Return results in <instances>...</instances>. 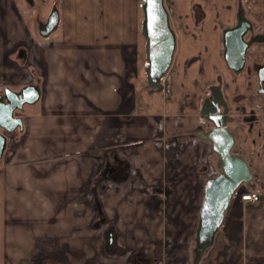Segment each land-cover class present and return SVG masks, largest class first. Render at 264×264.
Masks as SVG:
<instances>
[{
	"label": "crops",
	"instance_id": "crops-1",
	"mask_svg": "<svg viewBox=\"0 0 264 264\" xmlns=\"http://www.w3.org/2000/svg\"><path fill=\"white\" fill-rule=\"evenodd\" d=\"M141 1L58 0L60 32L51 36L56 29L44 38L36 33V6L27 0H0V82L18 90L33 75L41 84L40 98L26 107L24 133L0 167V264H34L35 257L29 259L28 250L19 249L21 230L22 236H37L38 227L44 239L61 235L76 202L75 191L89 173L84 159L104 170L122 163L116 175L126 169L130 175L123 186L108 189L104 201L107 214H120L138 238L136 248L116 264H142V259L134 263L132 254L143 248L158 259L156 264H190L205 182L213 175L206 164L216 160L211 142L195 139L190 132L203 122L201 83L214 78L211 64L216 61L207 66L204 77L199 63L191 65L190 60L203 49L205 39L193 41L179 33L173 65L160 92L162 104L135 110L137 81L147 77ZM167 1L179 13L190 8V0ZM234 1L226 0L231 7L222 14L227 25L234 22ZM246 5L256 29H264V0ZM215 43L218 46V36ZM249 56L262 59L264 44H256ZM223 71L231 97L250 95L246 101L256 102L250 94L254 82L249 88L245 73L233 79L228 68ZM258 101L264 106L262 98ZM241 145L256 153L264 171V139L249 135ZM69 157L75 162L72 169L61 165ZM55 161L58 166L51 165ZM240 191L201 264H264V196L259 204H250L241 200ZM178 243L181 260L171 263L166 255Z\"/></svg>",
	"mask_w": 264,
	"mask_h": 264
},
{
	"label": "flooded vegetation",
	"instance_id": "flooded-vegetation-1",
	"mask_svg": "<svg viewBox=\"0 0 264 264\" xmlns=\"http://www.w3.org/2000/svg\"><path fill=\"white\" fill-rule=\"evenodd\" d=\"M27 1L30 5H32V7L36 6L35 0H27ZM45 1L46 0H41L42 3ZM53 1L57 2L58 0H53ZM164 1H165L166 8L168 10L171 28L174 31L175 36H176V48H177L179 33L184 35L189 40L202 41L204 39V31H205V26L207 24V23L205 24V22L208 20L207 17L209 16V14L212 16L213 35L215 37V40H216V36L219 37V44L218 46L216 45L217 50H214L215 52L214 57L218 58L221 61L222 65L219 62H213V65L211 64V66H212L214 78L210 81L204 79L207 82L201 83L203 84L202 90L204 93L201 111L203 109V106L205 105V101L208 98H212L213 93L214 95L218 93L219 89L217 87H220L222 97L217 99L216 102L220 104V110H221L222 117L220 118L215 117L216 120L213 121V120L207 119L203 114H201V116L203 117L202 124L198 125L196 128L191 130L190 135L191 137L195 139L197 138L202 139L201 137L194 136L192 134L197 132L196 130L199 127H202L205 132H209L210 130L216 128L215 123H221L223 120H225L226 126L229 127L230 132H232L235 137V143L232 147V154L243 157L246 160L247 165L253 174V178L251 182L242 183L236 192H239L241 188L242 190L258 188L261 192L260 200L254 204H259L262 201V198L264 196V179H263L264 171L263 169H261V167L256 162V156H257L256 153L248 151L246 147H242L241 142L244 137L248 138L249 135L251 137L257 136V138L261 137L262 139H264V126H263L264 115L262 114L264 113V106L258 101L259 98H262L264 101V91L263 92L260 91L261 89L264 90V83L263 85L260 84V74L264 73V56L260 60L253 59L249 56V52L253 50L254 46L256 44H264V40L262 42H254L251 44V46H249L246 52L245 67L243 68L242 71L236 72L233 69L229 68L228 63L226 61V58H225L226 44H225L224 39H225V31L227 29L235 27L238 24L239 11L241 8H244L246 17L252 24V29L248 30V32L244 36L245 41L249 42L255 37H259L261 35L264 36V29H261V30L256 29L254 22L249 18L248 11H247V5H246L249 0H235L234 1L235 2L234 7L236 9V12L235 14H233L234 22L231 25H227L226 22L222 18L223 11L225 9H231V7H229V3H227L226 0H224L226 3L223 1L224 3L222 4H221V0H190L189 10L183 13H179L176 10L175 4H173V2H169L167 0H164ZM203 1L205 2V4ZM55 6L58 8L57 3H54V5H52L51 7L52 9L49 11V13L47 14L45 18H40V17L36 18L38 26L40 25V23L47 22L48 17ZM58 11H59V8H58ZM59 14H60V11H59ZM231 40H234V38H232ZM192 49L194 50L193 46L191 47V50ZM210 52H211L210 47L207 45V43H204L203 49L197 52L196 55L193 56L190 60L191 65L193 64V62L195 63V61L199 63L198 69L202 70L203 72L202 75L204 77L207 75V71L205 68V55L206 53H210ZM174 57H175V53H174ZM146 64H147V61H146ZM221 66L223 67V69L228 68L231 71V75L233 79L234 78L236 79L241 73H245L246 76L249 78V81L247 82V85L249 86V88H251L254 82V90H252L250 94L254 96L253 99H255L256 102L251 104V101H246V100H250V97H251L250 95L239 98V99H237L236 96H232V97L230 96L228 92L230 82L228 81L223 69H221ZM146 68H147V65H146ZM169 71L162 78V81H161L162 86L160 88L164 87L163 85L164 80L169 75ZM30 73H31V70L29 68V70L27 71V74L30 75ZM199 81L200 80L198 79L196 85L199 84ZM36 82H37V78L32 75V77H30L29 84L18 90H14L10 87H4V84L0 82V87L4 88L0 91V97H1L0 98V113H1L0 116H3L6 113L5 112L7 110L6 106H10L11 104H15V105L18 104V100L15 97L11 96L10 94L9 95H10L11 100L8 99L7 97L8 89L14 92H21L25 87L29 85H34L39 88L40 95H41V86H40L41 84L38 83L39 84L38 85ZM33 95L31 94V95L23 97L24 100L26 101L23 104V108L20 109L19 107H17L13 111V117L15 119L11 118L4 123L7 126H13L14 120L20 118L22 120L23 129H21L20 125L18 124L15 130L8 131L7 129L4 128L3 125L0 124V134L5 136L7 140L4 154H3V157L0 163V167L2 165V161L4 157L9 153L11 146L15 142H17L20 139V135L24 133V130H25L24 115L26 113V106L34 103V102L32 103L30 102L32 99H34ZM217 103H215V97H214V101L209 100L206 105L207 111L210 110L209 112L215 116H219L217 113L213 114L215 105H217ZM227 109L228 111L225 112ZM16 122L19 123V120H17ZM12 133H16L17 136H13ZM248 133H251V134H248ZM203 140H206V139H203ZM206 141L211 142L210 140H206ZM211 145H212V142H211ZM210 150H211V153L216 156V160L214 161L209 160L206 164V169L208 172L213 174L211 177H215L221 172L220 167H219V157L213 151V147ZM260 153H261L260 155L263 157L264 156V145ZM108 168L111 169V166H107V169ZM119 168L120 166H118L115 169H117L118 171ZM234 197L235 195L233 196V198ZM108 232L106 231V251L108 253H112V251L115 249V245L117 241H115L112 247V250L110 251L107 247ZM140 259L144 260L142 264H156L158 262V259L156 257L155 258L150 257L149 255L145 254L143 250H141L140 255H138L136 259L133 258L132 261L134 262L135 260H140Z\"/></svg>",
	"mask_w": 264,
	"mask_h": 264
},
{
	"label": "water",
	"instance_id": "water-1",
	"mask_svg": "<svg viewBox=\"0 0 264 264\" xmlns=\"http://www.w3.org/2000/svg\"><path fill=\"white\" fill-rule=\"evenodd\" d=\"M142 9L144 12V20L142 29L147 39V78L149 84L159 89L162 86V78L169 71L176 49V36L171 28L168 10L164 0H155L154 7L149 4L148 0H142ZM152 7V11L149 8ZM60 14L55 6L50 13L47 22L40 23L39 33L42 37H49L59 26ZM252 29L251 22L247 19L244 8L239 11V22L235 27L225 31L226 52L225 58L229 68L236 72H240L245 67L246 52L249 46L254 42H262L264 36L255 37L249 42L245 41L244 36L248 30ZM234 38V40H231ZM264 83V73L260 74V84ZM218 93L212 98L205 101V105L201 111L207 119L215 121L216 118L222 117L220 104L216 102L222 97L220 87ZM261 92L264 90L261 89ZM33 92V93H32ZM18 100V104L6 106L7 110L3 116H0V124L8 131H13L18 124L23 129L22 120L20 118L14 120L13 126H7L4 123L13 117L15 108H23V97L33 95L34 99L30 102H35L40 96L39 88L34 85L25 87L21 92L7 90V97L11 100L10 95ZM214 113L219 116L212 115L206 109L209 100L214 101ZM1 98V97H0ZM226 105V104H225ZM228 109L225 111L227 112ZM1 115V113H0ZM19 120V123L16 122ZM216 128L205 132L202 127H199L192 135L201 137L202 139L212 142L213 151L219 157L220 173L206 180L204 187V197L199 211V223L196 230L195 246L193 249L192 264H201L205 255L210 251L215 242L216 234L219 232L224 223L226 212L232 202L233 196L242 183H250L253 174L249 169L246 160L241 156L232 154V147L235 143V137L226 126V121L215 123ZM6 137L0 134V163L6 147ZM116 241V233L113 229L108 232L107 247L111 251Z\"/></svg>",
	"mask_w": 264,
	"mask_h": 264
},
{
	"label": "rangeland",
	"instance_id": "rangeland-1",
	"mask_svg": "<svg viewBox=\"0 0 264 264\" xmlns=\"http://www.w3.org/2000/svg\"><path fill=\"white\" fill-rule=\"evenodd\" d=\"M54 3L58 4V1L55 2L53 0H46L42 3L41 0H37V17L45 18L52 9L51 7L54 5ZM207 18L208 20L205 22V24L207 23V26H205L204 39L207 45L210 47L211 52L206 53L205 55L206 69L207 66H209L214 60L216 62H221L214 57V50H217V47L213 35L212 16L209 14ZM59 30L60 28L57 29L51 36L54 37L58 35L60 32ZM36 33L39 35L38 28H36ZM143 55L144 53L142 51V60ZM137 88L139 93L137 95V99H134L133 103V105L135 104L136 106L135 110H153V108H157L162 104L160 93L162 92V88L157 90L153 88L149 84L145 75L142 78H139L137 81ZM29 106L30 105H27L26 107L30 108ZM178 108L181 110V112L182 109H184L183 105H180ZM262 114L264 115V113ZM61 162H63L61 165H67L69 169L74 168L71 164H75V162L71 157L63 158ZM92 162L93 161L90 159L83 160L84 166L90 165L89 173L79 187V190L75 191L76 197L73 199H75L76 202L71 207V209H69L68 222H66V228L61 233V235L52 234L50 238L47 236L44 239L43 237L39 236L40 231L38 230V227L36 230L37 236H32V234L30 236L28 233H26L25 236H22L24 231L21 230L22 233L19 234V249L21 251L28 250V258L32 259L35 257L32 261L34 264H103L108 262L116 264V262L122 256H129L138 245L137 236H135L133 232L130 233V231H128V227L123 223L120 214H117L115 218H111L107 214V210L104 207L105 196L108 194L107 190H116L114 189L115 187L117 188L123 186V183L128 180L130 176L127 172L128 169L125 170L126 172L123 175H116L117 169L115 170L114 166L112 167L111 165H108L111 166V169L106 168V170H104L103 168L100 169V165L91 164ZM51 165L58 166L56 161ZM121 165L119 164L118 166L121 167ZM67 166H64L63 169H65ZM121 168H123V166ZM99 205L101 211L103 212L102 214L97 212ZM147 211L149 212L150 208H147ZM152 214L154 213H151V216ZM76 218H78V222L75 221ZM53 225L55 224L53 223L52 226ZM115 228L117 229L118 236H116L117 243L112 253H108L106 251V231L108 232L110 229L115 231ZM32 243H34V246L31 245ZM154 244L149 246L153 249ZM179 245L180 243L172 246L173 253L169 247V253L166 255V258L171 263H174L176 259L181 260L182 249L179 248ZM194 246L195 238L192 240L189 248V254L190 251L192 254L191 259L189 257L190 264L193 262ZM182 261L180 264H186Z\"/></svg>",
	"mask_w": 264,
	"mask_h": 264
},
{
	"label": "built area",
	"instance_id": "built-area-1",
	"mask_svg": "<svg viewBox=\"0 0 264 264\" xmlns=\"http://www.w3.org/2000/svg\"><path fill=\"white\" fill-rule=\"evenodd\" d=\"M261 192L258 188L243 189L240 191V198L242 201L254 204L260 200Z\"/></svg>",
	"mask_w": 264,
	"mask_h": 264
},
{
	"label": "trees",
	"instance_id": "trees-1",
	"mask_svg": "<svg viewBox=\"0 0 264 264\" xmlns=\"http://www.w3.org/2000/svg\"><path fill=\"white\" fill-rule=\"evenodd\" d=\"M233 201V200H232ZM231 204H232V202H231ZM97 212L99 213V214H102L103 212L101 211V209H100V205L98 206V208H97ZM138 255H140V251H137V252H134L133 254H132V258H135L136 259V257L138 256ZM190 259H191V251H190Z\"/></svg>",
	"mask_w": 264,
	"mask_h": 264
},
{
	"label": "snow or ice",
	"instance_id": "snow-or-ice-1",
	"mask_svg": "<svg viewBox=\"0 0 264 264\" xmlns=\"http://www.w3.org/2000/svg\"><path fill=\"white\" fill-rule=\"evenodd\" d=\"M149 4L152 5L154 7L155 5V0H148ZM149 11H152V7L149 8Z\"/></svg>",
	"mask_w": 264,
	"mask_h": 264
}]
</instances>
